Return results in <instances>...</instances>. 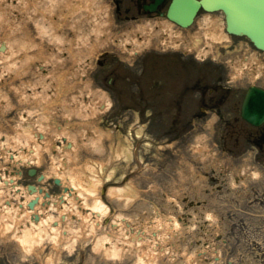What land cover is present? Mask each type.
Returning <instances> with one entry per match:
<instances>
[{"label":"rangeland","instance_id":"obj_1","mask_svg":"<svg viewBox=\"0 0 264 264\" xmlns=\"http://www.w3.org/2000/svg\"><path fill=\"white\" fill-rule=\"evenodd\" d=\"M3 1L4 6L8 7V9L4 10V12L7 13V15H4L5 22H0V42L2 40H22L27 47L19 48L17 54L14 55L13 60L20 61L18 65H14V67L10 66L12 61L8 60L7 57L0 56V75H3V78L0 79V96L2 90L6 91V89L12 87L8 97L10 98V102L7 106H4L6 105L5 100L7 98L4 96L0 98V131L2 134H6L7 131L10 132L13 124L18 125L19 119H15L19 118V111L14 112L11 107L13 105H16L15 107L19 106V108L23 107L22 102L17 97L18 95L20 96L22 90L25 93L26 89L37 86V88L46 89L47 94H49V101L45 98L42 99L40 97L38 100L35 96H30L31 103H29V105L25 104L28 105L25 107L30 110H33L32 106L35 105L41 109L46 101H53V97H56L57 92L54 86L51 85L50 87L49 85L55 82L51 80L53 75L56 74L53 78H57L56 87L57 91L62 93L61 102L63 105L70 104L71 109V111L61 109L63 106L59 108V110L61 109V114L57 118L58 123L66 124V119H69L68 122L72 125V130L74 131L75 129L76 132L78 131L80 142L78 143L81 146L77 153H71L70 157H68L67 161L70 165L69 170H71V164L74 158L79 156L80 159L85 158L84 161L87 162L86 156H88V161H92V164L94 163V171L91 172V174L97 175L99 179L101 178L102 182H107L111 185V188H115V184L119 182L123 173L133 167L129 152L128 150L125 151L127 145L130 144L132 140L129 134L130 125L138 121L137 119L139 117L143 122L141 136L146 138L147 140L145 139V143L146 141H148V143L143 144L141 150L143 158L145 159L144 161L148 162L150 167L146 168L141 176L134 180L137 184L134 183L133 185V182H131L128 185L131 186V194L128 193L125 194V196L123 194H117L113 197H106V201L111 206L109 221L120 213L142 228L144 225L150 223V221L155 220L157 216L162 218L172 217L180 221L181 227L175 230L169 237V241L173 245L172 249L168 252H166V250L163 251L166 253L158 260V264H190L188 258L191 256L196 259L198 264H220L213 258L215 255L213 248L208 249L207 247L208 244H216L219 250L222 249V245L219 244V239L214 237V232L221 233L223 237L233 238L234 241L240 242V249L239 251L237 250L236 256L245 258V264H264L261 250L262 243H259L262 240L261 238L264 237V224L262 225V221H260L258 227H256L257 230L260 231V234L256 235V232L252 230V227L256 225L254 224L255 219L250 218L246 212H242V210L251 211L255 210V208L243 207L239 210L238 207H232V202H230V200L235 199L246 201L253 196L248 194L249 192L246 189L245 193L242 195H240L241 193L239 194V192L243 191H236L243 182L246 183L247 187L249 184L257 181L258 178L252 176V169H254V167L261 172V176L263 177L261 180L258 179L257 182L264 184V170L262 166L253 165L251 162V157L255 154L257 149L250 147L247 153L249 157L248 160H244L241 164H237V167L233 168V165H230V163L233 162L229 158V153L223 150L219 151L217 147L210 144L213 136H217L220 133L217 131L213 133L214 128L212 127L201 128V130L205 129L204 133L206 134V138L205 140L203 139L204 144H202V150L200 151L196 149V146L199 145L195 136V132L199 130L197 128L191 129L190 138H188L189 143L178 149L176 146L171 148L167 143L159 141L160 139L157 141L154 136L155 134L166 131V129H170L168 128L169 122L166 124L169 117L164 116V114L161 121L164 123H159V127H157L155 121H149L150 114H152L150 107L151 98H149L151 94L149 93H152L154 90V84L152 82L155 80L152 79L153 77L151 76H153L159 68H152L151 61L146 58L143 61L147 64L145 66L147 72L145 70L144 72L146 73L144 75V72L139 75L138 71H141V68H143L142 64L134 63L135 59L130 57L132 55L129 54V51H132L133 48L140 47H143L144 49L141 51H144L148 49L150 46L148 43H151V41L161 43L166 47L167 44L174 41L172 37L169 38L168 36V38H165L166 35L160 33L161 30L156 29L157 32L149 33V31H147L144 37H138L140 38L139 40H141L139 45L131 42L130 45L125 46L123 42L125 40L127 41L130 37L123 38L122 35L116 33L114 29V32L111 29L109 30V25L106 24L105 20L111 22L107 15L109 6L105 5L106 0H99V2L98 0H89L90 4L87 8L81 7L80 0H65L61 6L56 5V9L58 12H61L64 17L67 15L66 20H63L60 15L57 16L55 10L53 11L51 0H29L30 4L28 8L23 4L22 7L21 5L19 6L17 0ZM82 1L87 2L88 0ZM99 10L100 12H98ZM92 11L98 12L99 18L96 19ZM43 14H45V16ZM0 15H3L1 11ZM34 16L47 17L50 21H47L46 25L51 28L52 31L46 34L38 30L35 24L36 20L33 19ZM218 16L221 15L218 14ZM219 18L220 17L215 19V25L213 24L212 27L208 24L206 25V28H210L212 32L208 31V36H206L208 32H198L204 25V21L200 19L202 26L200 25V27L196 29H190L189 37L186 36L184 43L180 41L177 42L181 45L189 43L193 49L195 40L203 39L198 44L199 46L197 45L199 49H202L203 45L211 44V42H208L209 39L212 40L217 38L214 40H224V36L220 33L223 23L222 19ZM8 23L11 24V27H9ZM152 23L154 24L155 22L152 21ZM23 24L25 27H30L31 33L34 34L36 39L35 43H40L42 46L36 47L31 40L27 41L28 37L24 35V28L21 29ZM13 25L17 27L14 28ZM97 26L100 28L95 29ZM101 28L105 30L103 35V30ZM133 37L137 38L135 34ZM133 37L132 39L134 40ZM233 38L238 40L234 48L235 51L241 52L243 55L244 53L250 55V52H253V49L246 47V37L233 36ZM122 39L123 41H121ZM165 41L166 44H164ZM94 43H98V45H93ZM86 45H88V47L92 45L91 48H93L94 51L91 53L92 57L90 58H94L100 54L99 52L102 50L104 51V49L107 50L112 48L124 52L123 57L119 56V58H117L115 56H110L107 61L109 66L110 64H118L120 60L124 63L130 62L128 65L131 66V70L127 72V70L124 69L126 73L118 75L117 78L111 80V83L108 82V80L104 81L105 90L103 93H105V96L101 97V99H95L94 95L91 94L92 92L89 91L90 88H92V79H89L88 83H85L83 80V75L89 74V66L95 65L94 60L87 61V57H89L90 54L86 52V50H88ZM251 46L253 47V45ZM40 47L42 48L38 49ZM160 47L163 48L164 46ZM197 47L194 49H197ZM37 55H42V58H36ZM76 57L77 62L75 59ZM157 61L162 60L159 58ZM43 62L45 63V67H41L39 64L41 63L44 66ZM86 64H88L87 67H85ZM212 65L213 64H211V66ZM149 68L151 71L150 73L148 71ZM248 70L249 71L245 70V75L251 72L250 69ZM43 72L48 73L45 85V79H43V75L40 74H43ZM252 73L254 74L255 72L252 71ZM92 74L93 73H91V75ZM61 75L64 76L63 81L58 78ZM92 76L99 81L94 74ZM98 77L101 78L100 73ZM162 77H165V79H172L175 78V75L170 74L167 76L165 74ZM259 78H262L261 75ZM174 80L175 79H172L170 83ZM63 84H65L64 91L62 90ZM93 85L96 86L97 82L95 81ZM14 87H19L21 91H18ZM143 88L145 91L141 99L143 102L141 107L142 111H139V108L135 105L139 104L141 101L139 99V89ZM44 89L42 91H44ZM146 94L148 96H146ZM147 97L149 100H145ZM239 97L240 94L238 95V98ZM63 98L66 100H64L65 103H63ZM156 98L158 99V97ZM101 104L106 105L105 110ZM93 107L96 111L92 110ZM227 115L231 116L230 112ZM9 116L11 118L14 116V121L9 120ZM159 116H161V114ZM28 121L29 120L26 119V121L22 122L21 119V123L26 126ZM47 121H50L51 125H56L57 123V121L54 122V120L48 118ZM72 122L75 123L72 124ZM26 126L24 127L26 128ZM32 126V131H36L38 128L41 129L43 127L42 122L38 124L34 123ZM246 129H253L251 131L252 133L256 132V128ZM54 131L56 130L51 129V132ZM26 135L27 134H25V139ZM28 135L32 137V134ZM76 140H78V138H76ZM225 140L229 146H233V134L230 137L228 136ZM26 141L28 142V139ZM17 144L20 143L17 142ZM33 144L34 146L36 145L38 149L45 148L43 145H39V142L35 138ZM10 145V147H15V145ZM55 145H57V142H55ZM60 147L64 148L63 144ZM47 151L48 156L45 159L46 161L42 159V165L36 164H38L40 169L51 171L50 160L51 156L54 157V150L50 148ZM172 152L178 154L182 152L183 157L181 159L178 157L177 160H171ZM178 154L177 156H179ZM37 156H39V154H37ZM79 165L86 166L82 161ZM165 165H167V168H165ZM222 165H226V167L223 166L226 168L225 172L227 169L231 172L227 176L228 183L224 184L221 188L216 187L214 190H208L210 186L207 180L211 176L212 178L215 177L216 174L221 171L222 168H220V166L222 167ZM8 166H10V164H8ZM23 167L24 171L27 173L28 167L25 165H23ZM232 173L233 176L239 177L238 180L240 179V181L237 182L238 188L231 184L232 182L234 184V180L231 183L229 182L230 178L234 179ZM21 181L26 184L34 181V178L25 175V178L23 177ZM119 183L121 184V181ZM45 184L44 185L51 193H56L60 190V187L52 183V179L48 181V184ZM135 184L137 187H135ZM125 186L127 185L125 184ZM258 191L260 192L262 189H258ZM128 195H130V198L125 200V197ZM136 195H140V198H138L137 202H134L137 198L135 197ZM2 199L5 198L2 197ZM195 199H206L207 202H205L204 205L198 203L197 206H194ZM220 202L221 205L219 204ZM215 203L218 204L217 207H215ZM81 211L83 212V210ZM209 211L212 213L213 217L216 216V218L208 217L207 213ZM233 216H235V218H240L243 224L245 221H249L250 223L247 229L245 225H243V231L241 232L239 230L240 226L236 224L230 225L231 222H233V220H231ZM10 220V223L13 224L12 227L4 220L0 219V264H137V255L133 252L121 251V254L123 253L122 256L116 257L111 251H109V255H107V253L101 249L102 247L100 245H96V236H94V233L95 235H101L103 233H101V230L96 229L93 235L89 234V223L92 222L91 219H84L81 222H77L76 226L79 228L80 234L77 235L72 232L68 234L69 237H71V235H77V242L73 249L66 247L68 243L66 239H61L57 246L59 247L58 249L51 247L53 243H55L54 241H47L43 246L37 247L36 253L38 254H35V252H25V249L20 245L16 237V235H21L22 233L21 229H17L19 226H17L18 221L12 222L13 219L11 218ZM241 220L239 222H241ZM109 221L103 222V224H107ZM107 229H109V227L106 228V230ZM112 238L115 242L121 240L116 235ZM223 252L222 249L221 264L230 258V255H227L225 252L223 255Z\"/></svg>","mask_w":264,"mask_h":264},{"label":"bare ground","instance_id":"obj_2","mask_svg":"<svg viewBox=\"0 0 264 264\" xmlns=\"http://www.w3.org/2000/svg\"><path fill=\"white\" fill-rule=\"evenodd\" d=\"M17 1V3H19V6L21 5L22 7L23 4L24 6H26V8L29 7V0ZM51 1L53 4V11L55 10L57 16L60 15L63 20H66L67 15L64 17V15H62V13L58 12L56 9V5L61 6L63 1L65 0ZM80 1L81 7L83 8H87V6L90 4L89 0L87 2H83L82 0ZM7 9L8 7L4 6V1L0 0V11L1 14H3L0 15V22H5L4 15H7V13L4 12V10ZM98 12H100V10ZM98 12L92 11L96 19L99 18ZM212 14L213 13H209V15ZM43 15L45 16V14ZM44 16H34L33 19L36 20L35 24L37 29L42 33L48 34L50 33V31H52L51 28L46 25L47 21L50 20ZM8 25L9 27H11L10 23H8ZM13 26L14 28L17 27L16 25ZM95 29H99V26H97ZM24 30V35L28 37L27 41L31 40L36 45V47L40 45L42 46V44L40 43H35L36 39L34 37V34L31 33L32 31L30 27H24ZM205 30V32H208L209 29ZM170 33L172 35L174 31H170ZM220 33H222V31ZM208 35L209 32L206 33V36ZM221 35L224 37L230 36V34H228V36L224 34ZM57 37L59 38L58 35ZM134 41L137 45H139L140 41L137 38H134ZM215 42L216 40L213 41V44H215ZM1 43H4L6 45V50L3 51L0 47V56L7 57L8 60L12 61L10 64L11 67H14V65H18L20 61L13 60L14 55L17 54L19 48L27 47V45L24 44L22 40L19 41L16 39H14V41L2 40L0 44ZM251 55H253L254 57H251L249 61H247L248 63L244 62L245 64H243V66L245 65L247 66V68H253L256 65L255 67H259L258 71H261L260 68H264V60L259 57L258 53L254 54V52H252ZM36 58H42V55H37ZM253 60H256L257 63H250ZM40 74L43 75V79H45V85L46 76L48 73L45 74V72H43V74ZM2 76L0 75V79L3 78ZM60 79L61 81H63L64 76H60ZM51 81H53V79ZM51 85L56 87L53 84H50L49 86L51 87ZM14 88L18 91H21L19 87ZM43 89L44 88H37V86H34V88L26 89L25 93L22 90L20 94L21 97L19 95L17 97L22 102L23 107L28 106L29 103H31L30 96H35V98H37L38 100L40 97L42 99L45 98L47 99V101H49V94H47L46 89L42 91ZM64 89L65 84H63L62 90L64 91ZM11 90L12 87L10 89H6V91H1L2 94L0 98L3 96L6 97L8 104L10 102V98L8 97L9 93H11ZM57 93L59 95H62V93ZM104 96V93L96 92L94 98L101 99V97ZM53 99L54 100L52 102H45L44 105H46V108H51L52 106H50V104H52L53 102L61 103L60 98L58 100H55V97H53ZM64 100L65 99L63 98V103H65ZM4 106H7V104ZM36 106L37 105L32 107ZM63 107L64 109L71 111L70 104H64ZM94 107L92 108V110L96 111ZM42 117L43 116L38 117L37 119H35V121H37L38 123L43 122L44 119H42ZM68 121L69 120L66 119V124L61 125L60 128H58L59 126L56 127V135H60V140L63 142V138H66L65 146L64 148L56 147L54 149V157L51 158L50 164L51 171H46L43 172V174H39V176L37 177V181L39 184H34V186L31 184H27L24 186L20 185L21 182L19 181L18 177L21 176V173H19L18 169L11 174L9 171L2 173V175H9L7 179H3V177L0 175V219L4 220L7 224H9L10 227L13 226V224L10 223V218L13 219L12 222L18 221V224L16 223L17 226L19 225L17 229H21L22 233L21 235H16V237L18 238L20 245H22V247L25 249L26 253L35 252V254H38L36 253L37 247L39 248L40 246H43V244H45V242L47 241H54L55 243H53L51 247L58 249L59 247L57 246L58 243H60L59 241H61V239H66L68 241L66 247L73 249L77 242V235L81 233L79 231V228L76 226L77 222H81L84 219H91L92 222L89 223V234L93 235L96 229L101 230V233H103L101 235H95L94 233V236H96V245H100L102 247L100 248L103 249L107 253V255H109L108 253L109 251H111L113 255L117 257L120 255L122 256L123 253L121 254V251H129L137 255V264H158V260L166 252L172 249L173 245L169 241V237L175 230H178L181 227L180 221L172 217L162 218L160 216H157L155 220L150 221V223L144 225L142 228L140 226H137L136 223L131 222L128 217L120 213L118 214V216L115 215V217L107 224H103L102 219L108 214L111 208L99 193L100 185L102 183L101 178L99 179L97 175L91 174V172L94 171V164L90 165L86 163L85 167H79L77 165L81 162L82 159L77 156L76 158H74V161L71 164V170H69L70 165L67 161L68 157H70L71 153H77L81 146L79 144L80 142L77 136L78 131L76 132L75 129L73 131L72 126L67 124ZM32 128V125H28L26 128H23L22 125L20 126L19 124H13L12 130L10 132L7 131L3 136L0 135V165L3 164V158L6 162L8 161L11 166L15 165V167L18 168L19 163L30 166H33L36 163L42 165V154L45 150H49L52 147L51 144L55 142V138L47 137V135H45L44 130L47 132V127H43L45 128L43 132H37L39 130L32 131ZM65 132H68L67 136L62 135ZM25 134H27L26 139H24ZM28 134H32V137H29ZM34 138L39 142V145H43L45 148L38 149L36 145L34 146ZM76 138H78V140H76ZM27 139L28 142L26 141ZM68 141H70L69 144ZM17 142L21 144H17ZM10 144L15 145V147H10ZM131 145L132 143L130 141V144H128L127 148L125 149V151L128 150L129 157H131ZM16 147L19 148L16 150ZM201 149V146L197 147V150ZM37 154H39V156H37ZM1 171L2 170L0 169V173ZM36 172L37 168L32 167L30 169L31 174L34 175L36 174ZM253 176L257 178L259 176V172L254 171ZM50 177H53V181L58 183L62 187L61 192L57 195H52L51 193H48V191H45L46 186L44 185V183H46ZM133 180H129L127 186ZM127 186L121 188H108L106 195H108V197H113L117 194H123L124 196L128 193L131 194V186ZM2 197H4L5 199H2ZM129 198L130 195L126 196L125 200H128ZM81 210H83V212ZM207 214L208 217L212 216V214H210L209 212ZM108 227L109 229L106 230V228ZM71 232L77 235H71V237H69L68 234ZM115 235L118 236V238H120L121 240H117V242H115L112 238ZM165 250L166 252L164 253L163 251ZM188 262L190 264H198L196 259L192 256L188 258Z\"/></svg>","mask_w":264,"mask_h":264},{"label":"water","instance_id":"obj_3","mask_svg":"<svg viewBox=\"0 0 264 264\" xmlns=\"http://www.w3.org/2000/svg\"><path fill=\"white\" fill-rule=\"evenodd\" d=\"M201 2L175 0L170 16L186 24ZM203 4L206 7L210 4L213 8H222L227 14L230 31L247 35L258 47L264 48V0H203ZM179 12L186 16H179ZM244 113L252 120L264 119V90L252 88L249 91Z\"/></svg>","mask_w":264,"mask_h":264},{"label":"flooded vegetation","instance_id":"obj_4","mask_svg":"<svg viewBox=\"0 0 264 264\" xmlns=\"http://www.w3.org/2000/svg\"><path fill=\"white\" fill-rule=\"evenodd\" d=\"M146 1V0H145ZM139 10L141 11L142 9H141V7L139 8Z\"/></svg>","mask_w":264,"mask_h":264}]
</instances>
